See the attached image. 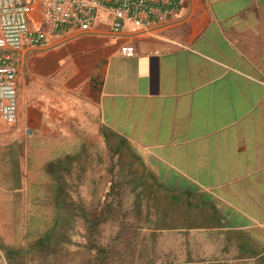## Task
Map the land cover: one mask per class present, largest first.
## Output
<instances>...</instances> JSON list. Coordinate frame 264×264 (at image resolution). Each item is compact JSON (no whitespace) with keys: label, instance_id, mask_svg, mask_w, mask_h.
Segmentation results:
<instances>
[{"label":"crops","instance_id":"1","mask_svg":"<svg viewBox=\"0 0 264 264\" xmlns=\"http://www.w3.org/2000/svg\"><path fill=\"white\" fill-rule=\"evenodd\" d=\"M16 62L0 235L22 199L41 221L48 187H108L156 251L137 264H264V0H183L143 31L101 15ZM21 123L48 161L67 156L66 178L23 158Z\"/></svg>","mask_w":264,"mask_h":264},{"label":"rangeland","instance_id":"2","mask_svg":"<svg viewBox=\"0 0 264 264\" xmlns=\"http://www.w3.org/2000/svg\"><path fill=\"white\" fill-rule=\"evenodd\" d=\"M19 53H9L14 65L17 64L15 59ZM14 126L0 128L13 130ZM16 132L22 133L20 145L26 147L27 157L24 155L23 158L30 159V153L36 152V167L43 163L45 171V166L50 162L47 150L44 148L42 155L38 153L33 131L21 123ZM27 142L30 146H27ZM2 148L3 145H0V151ZM23 166L26 165L23 163ZM97 174V171L94 172L95 176ZM61 177L66 178L64 175ZM3 181L6 180L2 179ZM47 191L49 196L43 205L41 221L38 218L28 220L27 216L40 213L29 211L33 204L22 199V210L17 211L19 217L12 219L18 226H13L7 229L10 232L0 235V264H137L156 254V251L148 248L146 235L136 233V226L140 221L121 216L131 208L129 196H123L118 202L115 200L114 190L110 191L108 187L63 186L64 193L59 195L55 188L51 190L48 187ZM89 192L90 196L87 195ZM56 197L57 200L68 203L59 212L54 208ZM2 201L0 196V202ZM16 201L18 202L17 199ZM12 207L13 205L10 208ZM9 213L4 212L5 223L12 221ZM29 223L36 227L26 225ZM34 228L39 229L37 233H34ZM45 233L51 234V242L46 247L36 244L37 239Z\"/></svg>","mask_w":264,"mask_h":264},{"label":"built area","instance_id":"3","mask_svg":"<svg viewBox=\"0 0 264 264\" xmlns=\"http://www.w3.org/2000/svg\"><path fill=\"white\" fill-rule=\"evenodd\" d=\"M182 3L183 0H0V126H14L17 120L18 69L9 53L49 44L71 29L87 32L101 15L113 30L128 24L143 31L173 19ZM119 53L131 57L133 49L123 46Z\"/></svg>","mask_w":264,"mask_h":264},{"label":"trees","instance_id":"4","mask_svg":"<svg viewBox=\"0 0 264 264\" xmlns=\"http://www.w3.org/2000/svg\"><path fill=\"white\" fill-rule=\"evenodd\" d=\"M66 160H67V156L64 155L61 158H57L54 161V163H51V161L48 162L47 165L45 166L47 173L49 175L53 174L56 178H59L60 176L63 175L66 176L67 174ZM57 169H59L60 172ZM55 191H57L58 195L64 193L62 192L63 186L55 187ZM57 198L58 197L54 198V205H55L54 208L59 212L64 210L68 203L65 200H61V201L57 200ZM38 230H39L38 228H34V233H37ZM51 238H52L51 234L45 233V235L37 239L36 244L46 247V244L51 242Z\"/></svg>","mask_w":264,"mask_h":264}]
</instances>
